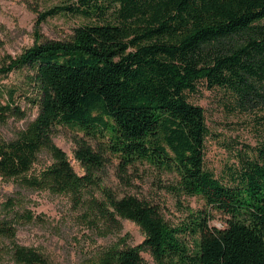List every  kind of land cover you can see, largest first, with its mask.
<instances>
[{"label": "trees", "instance_id": "1", "mask_svg": "<svg viewBox=\"0 0 264 264\" xmlns=\"http://www.w3.org/2000/svg\"><path fill=\"white\" fill-rule=\"evenodd\" d=\"M57 14L81 21L66 38L37 37L0 60V76L27 71L22 95L38 108L25 128L0 138V177L18 188L0 219V244L10 241L14 262L49 264L44 253L15 241L18 224L33 218L21 209L22 194L49 190L69 194L99 235L120 229L122 219L144 234L138 245L121 238L98 247L89 264H148L142 251L154 264H264V144L224 182L206 167L210 131L204 108L190 99L200 84L244 83L237 87L244 95L253 87L249 75L264 77V0H61L38 21ZM16 92L0 87L2 123L26 114ZM61 125L83 133L75 157L85 174L54 141ZM44 153L50 161L41 160ZM110 157L122 171L146 165L171 175L173 190L199 196L206 208L169 222L158 204L97 181ZM213 211L222 226L210 223Z\"/></svg>", "mask_w": 264, "mask_h": 264}, {"label": "rangeland", "instance_id": "2", "mask_svg": "<svg viewBox=\"0 0 264 264\" xmlns=\"http://www.w3.org/2000/svg\"><path fill=\"white\" fill-rule=\"evenodd\" d=\"M61 0H0V60L6 53L19 54L33 44L37 37L42 39L66 38L81 21L74 15H49L41 22L39 13ZM244 44L245 40L240 39ZM26 70L13 71L0 76V87L15 88L16 100L26 114L23 117L10 116L0 122V138H12L23 129L38 113L34 104H29L22 93L28 90ZM252 90L242 95L236 87L215 86L207 88L200 84L198 91L190 94L192 102L202 106L209 127L206 137V167L226 183H231L243 167L256 157L264 144V77L249 75L247 79ZM5 101V98L4 100ZM83 133L61 125L57 128L54 141L61 147L78 174H85V168L75 157L77 141ZM96 148V141H89ZM42 161H50L42 154ZM42 163H37L40 168ZM97 181L112 188L119 195L134 194L158 204L165 218L171 223L186 220L188 214L206 208L199 196L179 194L170 186L171 175L157 176L146 165H138L122 171L119 161L110 157L101 169L95 172ZM18 188L12 181L0 177V219L11 209L5 206L8 196ZM21 209L33 214L31 220L18 224L15 241L44 253L49 264H89V257L98 247L124 238L130 245H138L144 239L140 227L129 219L121 220V228L109 236L94 232L82 220L81 211L75 208L69 194H57L49 190H28L22 194ZM210 223L222 226L223 216L213 211ZM10 241L0 244V264H18L10 254ZM148 264H154L148 251H142Z\"/></svg>", "mask_w": 264, "mask_h": 264}]
</instances>
